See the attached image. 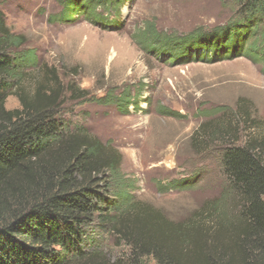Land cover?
I'll return each instance as SVG.
<instances>
[{
	"label": "trees",
	"instance_id": "trees-1",
	"mask_svg": "<svg viewBox=\"0 0 264 264\" xmlns=\"http://www.w3.org/2000/svg\"><path fill=\"white\" fill-rule=\"evenodd\" d=\"M118 1L64 0L61 18L85 12L95 21L99 7L114 8ZM235 1L238 15L223 27L185 37L149 28L140 44L177 61H210L243 49L242 56L264 63V0ZM24 44L0 11V264H144L149 258L156 264H255L264 259L263 144L240 143L217 121H207L193 137V142L202 135L220 141L227 188L242 202L241 227L219 252V200L178 223L139 201L136 182L122 173L113 148L68 131L54 91L46 95L42 85L32 96L26 91V76L38 59L33 50L21 51ZM11 95L20 109L6 108ZM96 102L123 113L130 106L137 109L129 89L118 95L108 91ZM203 220L218 226L211 244L200 232ZM107 241L128 248L127 260L112 261L103 248Z\"/></svg>",
	"mask_w": 264,
	"mask_h": 264
},
{
	"label": "rangeland",
	"instance_id": "rangeland-1",
	"mask_svg": "<svg viewBox=\"0 0 264 264\" xmlns=\"http://www.w3.org/2000/svg\"><path fill=\"white\" fill-rule=\"evenodd\" d=\"M64 0H0L11 32L25 38L21 51L33 50L38 66L24 83L32 96L39 85L56 93L61 117L71 133H84L113 148L122 173L136 182L135 197L182 222L204 204L219 200V252L241 227V200L227 188L220 166L222 146L202 135L217 121L240 143L264 145V63L224 54L201 60H172L159 49L143 47V31L185 37L211 32L238 15L235 0H119L99 7L95 21L86 13L61 18ZM239 51V52H238ZM171 59V60H170ZM136 94V107L120 112L96 102L108 91ZM8 110L20 109L15 95ZM227 109L216 114L215 109ZM230 127V128H229ZM196 179L188 188L173 187ZM190 185V184H189ZM208 244L218 227L203 220ZM209 224V225H208ZM112 261L127 260L128 248L104 244ZM144 264H156L149 258ZM255 264H264V259Z\"/></svg>",
	"mask_w": 264,
	"mask_h": 264
}]
</instances>
